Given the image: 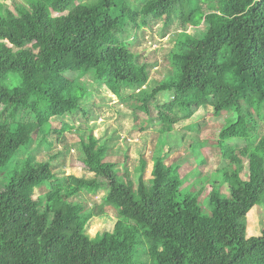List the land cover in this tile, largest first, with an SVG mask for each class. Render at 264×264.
Instances as JSON below:
<instances>
[{
    "label": "trees",
    "instance_id": "1",
    "mask_svg": "<svg viewBox=\"0 0 264 264\" xmlns=\"http://www.w3.org/2000/svg\"><path fill=\"white\" fill-rule=\"evenodd\" d=\"M137 2L31 0L14 12L0 3V174L51 119L80 109L78 75L91 71L115 97L143 86L146 64L137 63L120 34L126 26L139 28L138 20L174 16L180 27L169 57L174 76L139 108L148 112L158 93L170 92L172 100L158 107L164 133L200 108H210L214 117L233 113L215 143L234 167L221 174L229 197L211 186V214H203L195 197L181 198V181L160 156L153 158L150 179L143 178L144 161L135 183L121 177L107 160L108 148L88 129L78 148L91 179L56 177L48 163L26 159L0 188V264H140L141 251L149 264H264V229L246 238L243 222L264 204V134L257 122L264 110V0ZM200 25L198 35L186 32ZM10 74L19 82L5 88ZM232 139L245 144L231 149ZM44 184L50 189L40 213L33 195ZM98 191L106 193L102 205L116 212V222L111 232L90 239L84 229L103 214L102 205L86 211L70 199Z\"/></svg>",
    "mask_w": 264,
    "mask_h": 264
},
{
    "label": "rangeland",
    "instance_id": "2",
    "mask_svg": "<svg viewBox=\"0 0 264 264\" xmlns=\"http://www.w3.org/2000/svg\"><path fill=\"white\" fill-rule=\"evenodd\" d=\"M31 0H0L7 10L14 12L18 6L28 7ZM137 5V0H130ZM214 5V3L210 2ZM204 12L207 5L201 4ZM56 16V15H53ZM144 21V24H142ZM139 28L124 27L120 40L126 44L137 63L146 64L148 80L139 88L121 89L119 97L112 95L105 87L93 80L92 72L80 74L76 94L81 99L80 109L71 115L53 118L49 126L32 136L27 146L16 151L11 161L0 174V188L19 171L23 161L46 162L56 177L72 175L77 178L91 179L81 166V153L78 148L79 135L92 131L100 145L108 148L107 160L116 163L121 177H127L134 183L138 177V167L144 161V180L150 179L153 158H164L165 165L175 169L180 181L181 198L188 194L195 197L202 212L211 214V190L229 197L227 185L221 181V174L233 170L228 162L222 160L215 143L221 128L235 120L233 113H221L212 116L210 108H200L189 120L178 122L171 130L163 132L159 121L158 107L172 100L170 92H160L148 105V112L139 107L141 100L160 83H168L174 76L170 55L176 53L174 41L180 27L174 16L168 20H138ZM203 27H188L186 32L198 35ZM16 78V79H15ZM8 75L2 83L5 88L16 86L18 78ZM176 110V109H175ZM174 110V112H175ZM177 113V112H175ZM260 134H264V110L257 117ZM50 128L49 132L47 130ZM62 131L60 135L56 132ZM45 133V135H44ZM196 144L194 147L190 146ZM245 142L232 139L227 142L231 149H240ZM197 148L202 161L199 163L193 149ZM245 161V160H243ZM247 175L244 163L241 179ZM45 185V184H44ZM211 186H214L210 189ZM49 185L34 190L33 199L40 201L39 212L44 211L45 194ZM105 192H82L70 199L73 204H81L86 211L102 205ZM103 214L92 218L84 233L88 238L104 232H111L116 222V212L108 205H102ZM245 237H257L264 229V204L254 206L244 217ZM139 263L149 264L144 252L138 258Z\"/></svg>",
    "mask_w": 264,
    "mask_h": 264
}]
</instances>
